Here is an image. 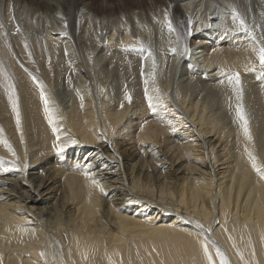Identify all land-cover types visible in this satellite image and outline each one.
I'll use <instances>...</instances> for the list:
<instances>
[{
  "label": "bare ground",
  "instance_id": "obj_1",
  "mask_svg": "<svg viewBox=\"0 0 264 264\" xmlns=\"http://www.w3.org/2000/svg\"><path fill=\"white\" fill-rule=\"evenodd\" d=\"M246 10L245 0H0V141L15 152L0 143V264H207L204 241L214 264L217 248L228 264H264V69L253 35L233 29L254 22ZM165 66L169 83L156 77ZM130 162L165 184L154 204L182 223L152 213Z\"/></svg>",
  "mask_w": 264,
  "mask_h": 264
},
{
  "label": "rangeland",
  "instance_id": "obj_2",
  "mask_svg": "<svg viewBox=\"0 0 264 264\" xmlns=\"http://www.w3.org/2000/svg\"><path fill=\"white\" fill-rule=\"evenodd\" d=\"M261 1H262V3H261ZM98 2V0H94V3H97ZM245 3H246V5H247V10H246V12L249 14V17H250V19L251 20H253L254 22L253 23H251L249 26L250 27H246L247 28V30H249V32L248 31H246L245 32V30L243 31L242 29L243 28H239L240 27V23H239V21L237 22V20H233L234 22L236 21L237 23H234L233 21H230V23H231V25L229 26V27H231V29L230 30H232V31H234V30H236L239 34H243L242 36H243V38L244 37H246L247 35V37L248 38H250L252 35V39H253V37H255L256 35V37H255V39L253 40V42L256 40V43H258V46H259V48L260 47H262V46H264V44L263 43H261V42H258V40L259 39H261V38H259L260 36L258 35V33L260 34V35H262V36H264V19H262V20H259V17H258V13H260V15H262L263 17H264V0H245ZM257 5H258V8H257ZM245 12V13H246ZM246 13V14H247ZM59 17H60V15H58ZM261 16V17H262ZM245 18H247V17H245ZM233 19V18H232ZM255 20H257L256 22L258 23H255ZM259 20V21H258ZM235 24L236 26H238V28H236L234 25H232V24ZM238 24V25H237ZM253 24V25H252ZM255 25V26H254ZM258 25H260V26H258ZM184 25H182V27L181 26H179V28L181 29V30H185L187 27L186 26H184ZM234 26V27H233ZM232 27H233V29H232ZM239 30V31H238ZM241 31H243V32H241ZM245 32V33H244ZM72 33H75L74 32V30H72ZM249 33H251V36L249 35ZM256 35H255V34ZM244 34H246V35H244ZM250 36V37H249ZM245 39V38H244ZM250 42H251V40H250ZM262 45V46H261ZM258 48V49H259ZM73 52V50L72 49H63V52H62V58H63V60H64V62H66L67 63V66H66V68L64 69V70H62V73H61V78H60V81L58 82V85H59V88L61 89L60 90V94L62 95V98H65V99H69V96H68V94H69V92H71V91H67V89H65L66 87H65V85H63V80L64 79H66L69 75H70V67H71V64H72V62H70V60H71V53ZM185 51H184V46L183 47H181V49H180V53H181V58H182V60H181V63L183 64L185 61L186 62H188L189 61V59H187L188 58V55L186 56V53H184ZM184 53V54H183ZM39 54H42V55H44L43 53H42V51H41V53L39 52ZM185 57H183V56ZM45 56V55H44ZM16 57H18L19 58V53H17V55H16ZM175 58V57H174ZM90 67H92V62L90 63ZM95 70H97V69H95ZM143 70H145L144 69V65H143ZM153 71V70H152ZM172 66L171 67H167V66H165V67H163L162 68V70H160V71H157L156 72V77L159 79V80H167L168 81V83L170 82V79H171V77H172ZM158 74H159V76H158ZM144 75H146L145 73H144ZM152 76V75H151ZM95 77H97V79L100 81V83H102L103 84V88L105 89V90H108V89H110L106 84H105V82H106V80H107V77H108V75H107V73H104V74H102V73H99V72H96L95 73ZM145 78H147V75L145 76ZM113 80V77L111 76L110 77V80H109V82H111ZM204 80V79H203ZM65 87V88H64ZM115 86L112 88V89H110V95L111 96H113V95H116V92H115ZM146 94H147V91H146ZM211 97H212V95H210ZM58 97H59V92H58ZM57 97V98H58ZM210 97V98H211ZM133 155V153L132 152H127V156L130 158L131 156ZM135 166V164L133 163V162H130V165H129V168H128V175H129V177L130 178H134V185L137 187V189L139 188L140 190H142V192L144 191V198H145V201H146V203L147 204H149V205H151L152 207H155L156 209H151V210H153V212L152 213H158L160 216H165V218H167V221L168 220H173V219H175V218H178L180 221H181V223L183 222V220H184V217H183V214H177V215H175V214H172V212L171 211H168L167 209H165V208H162L161 206H159V205H157V204H154L155 202L156 203H158L157 201H156V195L160 192V191H163V192H167V189H166V186H165V184H159L158 182H157V180L154 178V177H151L150 175H147V173H145V172H140V171H137L136 170V168L134 167ZM167 182H168V185H167V187L169 188V190L171 191V192H173V194L175 195V196H178L179 194H182V191H181V181L180 182H175L173 179H168L167 180ZM168 193V192H167ZM197 194V191H195V190H192V191H189L188 192V195H190V196H195ZM102 200L101 201H105L106 202V204H104V206H103V208L101 207V205H100V208H99V210H98V214H100L101 216H103V219H105V215H106V210H107V199H109V197L108 196H102V198H101ZM51 202H49V203H46L47 205L48 204H50ZM202 203H204V205H205V208H206V210H208L209 212L213 209V206L210 204V198H209V195L208 196H203V199H202ZM45 204V205H46ZM159 204V203H158ZM116 207V206H115ZM117 208V207H116ZM169 215H172L171 217H169ZM176 217H175V216ZM164 218V219H165ZM213 218V216H211V218L210 219H212ZM45 221V218L44 219H42V222H44ZM190 229H192V228H190ZM195 233L197 232L198 234H200V232H198V231H196V230H194V229H192ZM204 242H206V241H204ZM208 244V243H207Z\"/></svg>",
  "mask_w": 264,
  "mask_h": 264
},
{
  "label": "snow or ice",
  "instance_id": "obj_3",
  "mask_svg": "<svg viewBox=\"0 0 264 264\" xmlns=\"http://www.w3.org/2000/svg\"><path fill=\"white\" fill-rule=\"evenodd\" d=\"M165 19L167 21V28H168L169 33L174 32L175 29L173 28L172 22L167 19V15L165 16ZM233 19L237 20V19H239V17L238 16H234ZM240 27L243 28L245 31H248L247 28L244 26V21L243 20H240ZM249 34H251V33H249ZM253 39H255V37H253ZM140 50L141 51L144 50L143 46H141ZM171 51L175 52L176 49L173 48V49H171ZM185 51H187V49H185ZM148 56H152L151 51H148ZM258 59H259L260 67L262 69H264V46L260 47L259 50H258ZM153 66H155V62L154 61H153ZM228 82L230 84L234 82V87H235V90L237 92V99H241L242 98V92H241L240 87H239V85H240L239 73L229 74L228 75ZM8 89H9V97L8 98H9V101L11 102V105H12V111L16 114L17 127H19V125H20V113H19V109H18V103H17V100L15 98L16 97V93H15L14 85L9 84L8 85ZM41 99L44 101L45 112L48 115L49 123L51 124V123H53V116H52V113L48 109V100L44 97L43 92H41ZM149 106L151 107V97H149ZM237 115L239 117V120L242 121V128H243L245 136L249 140H251V135H250L249 129H248V121L245 118L242 106H238ZM53 131L55 132L56 129L53 128ZM0 143H4L5 146L8 148L9 152H12L13 156H15V152L12 151L10 145H8L6 141H0ZM72 143H75V141H73ZM60 150L62 151L63 149H60ZM249 155H251V154H249ZM12 167L13 168L16 167L14 162L12 164ZM25 167H27V166L25 165ZM253 168L256 169L257 171H259V169L257 168V166L255 164L254 159H253ZM0 170L5 171V172L9 170V168L4 166V163H3L2 160H0ZM262 178H264V176H262ZM202 249H203L204 256H205V258L207 260V264H214L213 257L209 253L207 242L202 244ZM216 255L220 257V264H228V261L225 259L224 254L222 252H220V250L218 248L216 249Z\"/></svg>",
  "mask_w": 264,
  "mask_h": 264
}]
</instances>
